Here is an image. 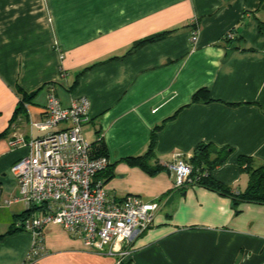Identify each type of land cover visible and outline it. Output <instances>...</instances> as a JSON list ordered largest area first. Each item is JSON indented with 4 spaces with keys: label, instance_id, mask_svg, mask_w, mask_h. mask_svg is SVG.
Here are the masks:
<instances>
[{
    "label": "crops",
    "instance_id": "crops-1",
    "mask_svg": "<svg viewBox=\"0 0 264 264\" xmlns=\"http://www.w3.org/2000/svg\"><path fill=\"white\" fill-rule=\"evenodd\" d=\"M260 21L264 0H0V235L29 210L23 201L4 202L19 196L11 167L29 152L16 140L48 134L32 123L46 117L50 94L65 106L85 97L90 118L83 134L91 143L101 138L111 161L102 174L107 196L136 195L160 207L127 255L98 252L49 223L34 264H264V202H235L201 184L176 188L169 168L202 142L229 147L211 176L236 195L250 183L239 158L249 157L252 168L264 165ZM168 30L130 52L137 41ZM201 88L213 101L191 104ZM20 89L35 92L24 105ZM160 124L150 173L127 159L147 152ZM32 246L28 231L7 234L0 264H30Z\"/></svg>",
    "mask_w": 264,
    "mask_h": 264
},
{
    "label": "built area",
    "instance_id": "built-area-1",
    "mask_svg": "<svg viewBox=\"0 0 264 264\" xmlns=\"http://www.w3.org/2000/svg\"><path fill=\"white\" fill-rule=\"evenodd\" d=\"M199 28L192 30V40ZM234 38V33H228ZM90 118V101L82 97L69 106L50 94L46 117L32 125L48 130L41 138L16 142L29 148L28 154L19 158L11 167L19 187V196L5 199V204L23 201L30 213L17 221L33 236L29 263L38 261L42 250L44 227L59 224L67 232L79 237L98 252H119L127 255L134 237L152 224L158 202H144L139 196L128 195L115 200L107 196L102 174L111 165L108 155H98L94 143L83 134V125ZM66 122L65 128L59 125ZM100 138L98 141H101ZM15 143V142H13ZM169 168L176 173L175 187L193 185L198 176L181 155H176ZM42 209L35 214V208Z\"/></svg>",
    "mask_w": 264,
    "mask_h": 264
},
{
    "label": "trees",
    "instance_id": "trees-1",
    "mask_svg": "<svg viewBox=\"0 0 264 264\" xmlns=\"http://www.w3.org/2000/svg\"><path fill=\"white\" fill-rule=\"evenodd\" d=\"M195 29V28H194ZM259 29L262 34H264V22L259 23ZM173 33L172 30L162 31L159 33L152 34L140 41H137L130 52L135 51L139 47L151 43L154 41L161 40ZM224 40L227 43L231 42V38L229 35L224 37ZM21 94L20 102L21 105H24L26 101H28L31 97L34 96L35 92L31 95L27 94L23 90H18ZM213 101L211 97V91L209 88H201L197 92L193 94L192 103H210ZM21 107H18L16 111H19ZM176 115L172 116L174 118ZM163 127V124L157 125L151 136L150 144L148 147L147 152L144 155L140 156H132L129 157L127 160L133 165H139L143 167L150 173L156 171L155 168L150 166L149 159L154 156V142L156 138V132ZM95 151L98 155H107V150L105 144L101 141H97L94 143ZM232 152V149L229 147H218L212 143H200L198 144L194 150L193 155L187 160L189 164L193 168V175L198 176L199 179L196 180L194 184H201L206 185L208 187H212L222 193L230 194L234 197L235 202L239 200L245 201H254V202H264V165L259 168H252L251 159L249 157L241 156L239 158V163L242 167L250 172V183L246 190L242 193H238L236 195L232 194L231 188L225 186L224 184L214 180L211 176V172L217 166H221L226 163L229 154ZM30 211L28 210L24 214L20 216V219L26 217ZM23 228L16 227L14 229L9 230L6 234L0 235V240L3 239L7 234L16 232V231H23ZM130 264V263H124Z\"/></svg>",
    "mask_w": 264,
    "mask_h": 264
}]
</instances>
